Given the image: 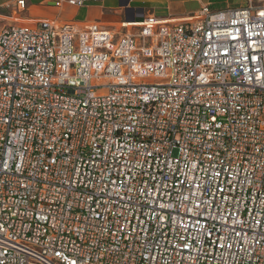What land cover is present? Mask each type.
<instances>
[{
  "label": "built area",
  "instance_id": "obj_1",
  "mask_svg": "<svg viewBox=\"0 0 264 264\" xmlns=\"http://www.w3.org/2000/svg\"><path fill=\"white\" fill-rule=\"evenodd\" d=\"M0 264H264V0L3 28Z\"/></svg>",
  "mask_w": 264,
  "mask_h": 264
},
{
  "label": "crops",
  "instance_id": "obj_2",
  "mask_svg": "<svg viewBox=\"0 0 264 264\" xmlns=\"http://www.w3.org/2000/svg\"><path fill=\"white\" fill-rule=\"evenodd\" d=\"M24 1V10L19 11L17 0H0V31L9 25L40 21L96 23L112 30L122 24L138 25L149 15L175 24L187 22L204 6L211 12L246 6V0H102L82 7L69 6L64 0Z\"/></svg>",
  "mask_w": 264,
  "mask_h": 264
}]
</instances>
